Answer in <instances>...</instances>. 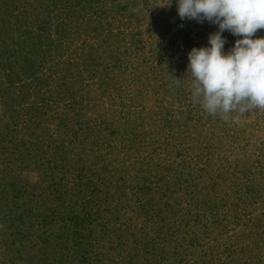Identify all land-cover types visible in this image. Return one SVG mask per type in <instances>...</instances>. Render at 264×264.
<instances>
[{"label": "rangeland", "instance_id": "1", "mask_svg": "<svg viewBox=\"0 0 264 264\" xmlns=\"http://www.w3.org/2000/svg\"><path fill=\"white\" fill-rule=\"evenodd\" d=\"M146 2V25L159 27L163 17L179 24L176 0ZM92 4L0 0V183L8 189L0 193L4 212L10 205L5 197L43 194L46 203L56 207L62 199L68 206L83 191H95L93 197L87 193L81 198L88 199L89 209L94 203L96 211L114 212L118 198L122 207L129 204L127 213L120 207L116 218L111 214L114 231L109 238L102 236L108 243H90L91 251L98 248L101 264H260L255 256L264 258V231L255 217L264 221V109L231 113L238 122L209 115L193 101L179 112L177 104L166 112L168 98L160 101L159 86L167 82L169 71L165 66L153 69L149 52L136 49L140 41L139 46L132 44L138 40L136 24L128 26L122 15L129 12L117 7L109 16L95 17ZM121 4L129 9L131 0ZM117 13L121 18L114 26ZM185 22L190 45L207 46L201 30L211 23ZM97 23H102L99 29ZM110 24L118 43L106 50L98 33ZM257 33L255 37L262 36ZM152 48L157 49L155 44ZM187 64L174 74L187 78ZM191 85L190 78L183 83L186 88ZM127 95L131 103L123 102ZM132 131L140 133L136 142ZM52 170L57 171L56 183H43L40 173ZM195 181L206 186L193 190ZM252 184L260 191L259 200L232 208L234 200H246L248 191L255 194ZM203 187L206 192H201ZM4 212L0 264H51L47 251H37V262L36 250L24 242L22 254L16 251L21 245L15 225L30 229L25 221L31 214L23 212L15 220L13 213ZM123 217L129 232L125 226L119 228ZM148 219L143 230L141 224ZM92 233L101 239L100 227ZM158 235L166 236V242L158 239L161 249L153 242ZM14 239L16 245L11 244ZM115 244L114 251L107 249Z\"/></svg>", "mask_w": 264, "mask_h": 264}, {"label": "trees", "instance_id": "2", "mask_svg": "<svg viewBox=\"0 0 264 264\" xmlns=\"http://www.w3.org/2000/svg\"><path fill=\"white\" fill-rule=\"evenodd\" d=\"M91 1L94 4V8L92 7V9H93L92 13L95 17H106L108 13L109 14L115 13L118 10V8H120V9L123 8L126 12H129V13H123L122 15L125 16L124 22H127L128 26H130L132 23L136 24V26H135L136 32L134 33L135 35L134 34H132V35H134V38L138 39V40L135 42H132V44L134 46H139L138 41H140L141 44L136 49H139L142 52L144 50H147L149 52L150 57H152L151 62L154 61L153 62V69H157L158 71H160V68L162 66H165L167 72L169 71L167 73L168 74L167 77H165L167 82H164V83L160 84V86H159V88L162 89L161 90L162 92L159 93V95H162V98L160 99V101L162 102L163 100L168 98V100H167L168 104L166 103L167 101H165L166 112L170 111V110L167 111V109L169 107H170V109H172V107L175 106L176 104L180 105V106H178L179 107L178 112H179L181 107L193 104L192 98H191V93H190L192 90L191 86L187 87V88L184 87L183 83H184V81H186V78H183L182 76H176L173 72V71L183 69L186 66V63L188 62L187 54L191 51V46L195 47V48H199L201 46V45L197 46V45H193V44L190 45V43H189L190 39L188 38L189 35H188L187 31H185L187 28L186 26H188L187 23L185 22L187 19L183 20V23H180V21H181V19H180V21H177L179 24H176V23H174L173 18L163 17L159 21L160 22L159 27H158L157 23L153 24L152 22H151V25H146L145 24V16H147V9L145 10V8L148 7V3L146 2V0H131V5L129 6L130 7L129 9H127L124 4H121L122 0H120L118 2V5L113 4L114 0H112V1L109 0L108 4L106 2L107 0H91ZM81 2H82V0H81ZM134 2H135V4L133 7L132 3H134ZM93 4H92V6H93ZM104 4H107V5L104 6ZM174 11L177 13L176 9ZM118 12H120V11H118ZM109 14H108V16H109ZM118 17H120V16L117 13L113 18L112 22L114 23V26L116 25L115 22L117 21ZM120 18H119V20H120ZM99 21H101V20H99ZM101 25H102V23H100V24L97 23V26H98L97 28L99 29L101 27ZM111 27H112L111 24L108 26L106 25L103 28V31L100 32V34L98 33V35H101L100 37L102 38V41L105 44V48H106V46H108V48H106V50L110 49L109 48L110 44L116 45L118 43V40H116L117 34H114L112 31H110ZM206 29L203 26V28L201 30V32H202L201 35L206 36L208 39V37L211 33H214L218 30V26L213 25V24H209L206 27ZM262 31L263 32H261V33L259 32L257 34L258 35L261 34L263 36L264 35V29H262ZM103 32H104V34H103ZM129 32H130V29H129ZM207 32H208V34H206ZM199 33H200V31H199ZM222 35L226 39V44L224 46V50L227 49V51L233 46L235 40L239 38V37H233L227 31L222 33ZM255 36H257V35L254 34V38H255ZM154 44L157 47V49L155 48L156 50L152 48V45H154ZM175 55H176V57H175ZM165 56H168L167 62H165L163 64L162 62L165 59V58L163 59V57H165ZM182 72H184V71H182ZM156 75H157V73H156ZM181 75H184V74L181 73ZM159 78H162L164 80V77H162V75H159ZM174 78H176V79L174 80ZM10 82L11 81H9V83ZM10 85H11V83H10ZM166 86L168 87V89L163 91V87H166ZM184 92H186L187 94H184ZM159 95H158V98H159ZM125 97L126 96H123V99L125 100L123 102L131 103L132 100L128 97V95L126 98ZM129 107H131V105H129ZM121 110H122V108H121ZM132 133H137V131L136 132L132 131ZM138 134H140V133L135 134V136L133 137L134 142H136L137 139L139 138ZM244 147L245 146H243V148ZM56 172L57 171L52 170L48 173H44V172L40 173V175H43V183H45V181H47V179L50 180L49 183H56V180L54 179V178H57L55 176ZM64 175H65V173H64ZM243 176H245V175H243ZM245 178L247 181L250 179L248 177H245ZM250 182H251V180H250ZM250 182H245V183H248L247 185H250ZM191 184L192 185H190V187L193 190H196V189L198 190L199 185L206 186L204 183H200L199 181H195ZM215 186L216 185H211V186H209V188L212 187V189H213ZM5 188L7 189V185H5V183H0V193L4 194V192L6 191ZM201 188H202V186L200 187V189ZM44 189H46V187H44ZM53 189H54V187H53ZM250 190H253L252 192H255V194L254 195L249 194L250 191H248L247 192L248 196L246 197V200L242 199L240 197V198L234 200L233 204L232 205L230 204V206L233 208V207L238 206L241 203H245V205H247L251 202H253L255 204V200L256 201L259 200V197L256 194H260V191H257V188H256V186H254V184H252ZM203 191L206 192L205 188L201 192H203ZM87 193H91V195H92L91 197H93L94 196L93 193H95V191H89V192L83 191L82 195L80 196V199H77V200L73 199L71 202H69L68 206H66L65 201H63V199H62V202H60V204H57L56 207L52 206V204L50 205L49 203H46V200H48V199L45 200V196H43V194H40L37 196V195H35L36 193H32L28 197L26 195L24 197H17V195H15L14 197H7V198L5 197V201L7 203H10V205L7 207L5 206L7 209L4 212V210H3L4 205L1 202L0 204H2L3 206L1 207V205H0V213L4 212V215H5V213H11V214L13 213L12 218H15V220L17 219V217L23 216V212H26V213L28 212V214L29 213L31 214L27 217L28 219H26V221H25V222H29L28 227L30 229L27 228V230L25 231L24 229H22L24 227H19L20 226L19 224L15 225L14 233H15V235H17V234L19 235L20 245H21V246L19 245L20 249L16 247V251H17V253H19L18 255L20 256V253L22 254L23 247H24V249H26V246L23 245V242H24V243H26L27 246H29L31 248V250H36L35 254H36L37 262H38V260H40V257H41V255L39 256L38 252H41V253L43 252V254H44V252L47 251L51 255V257H50L52 259L51 264H101V261H103V258H101L95 254V251H96V253H98L97 252L98 248L95 246L94 249H92V251H91L90 243L91 242H93V243L94 242H100L101 244L102 243H108L107 239L102 240V236H103V238H109L110 237L109 234L114 231V225L113 224H116V223H114V219L112 218L111 214H113V216L115 218L117 217V215H115V214L120 209V207H122V202H121V198H118L116 200V201H119V205H118V202H115L116 208L114 209V212L111 208H109V211H102V210H101V212H100V210L96 211V209H99V207L98 206L96 207V205L93 203L94 200L92 198L91 199H92L93 204H90V205H92L91 209L88 208L89 204H87V203L85 204L86 200H88V199H81ZM211 198H213V199L215 198L216 201L218 200L217 197H211ZM22 199H24V200H22ZM210 199H209V201H210ZM252 199L254 201H251ZM32 201H35L36 204H34ZM208 202H207V204H208ZM110 204H112V201L110 202ZM36 205H39V207H38L40 210L39 217H36V212H35ZM128 205L129 204H125L122 208L124 209V208L128 207ZM228 205H227V208H228ZM108 206H111V205H108ZM245 207H248V206H245ZM21 208H23V209H21ZM94 209H95V211L91 213V211ZM18 213L21 215L18 216ZM124 213H127V212H125V209H124L123 214ZM34 214H35V216H34ZM108 215H110V218H105ZM200 216L203 217V219L206 217L205 214H202V213H200ZM201 217H199V218L202 219ZM220 217H222V215ZM224 217L226 218V215H224ZM224 217H222V218H224ZM261 218L262 217H259V219H258L256 216L255 217V221H256L255 224L257 227L261 226L262 231H264L263 230L264 229V221ZM260 219L262 221H260ZM15 220H11L12 225H13V223L15 224V222H14ZM195 220H197V219H195ZM115 221H117V219ZM124 221H125L124 217H123V219L120 218L119 219L120 227H119V225H118V227L122 229V227L125 226L126 232H129V231H127V228H129V227L124 224ZM18 222L21 223V226L24 224L23 219H21ZM35 222H37V223H35ZM145 222L146 223L151 222V219H148V220L144 221L143 224H141V225H143V230H146V223ZM94 223H95V226H94ZM111 226H113V227H111ZM98 227H100V235L99 236L101 237V239H98V234L92 233V230L94 228L96 229ZM1 228H5V227L0 226V230H1ZM11 234H13V232ZM262 234H263L262 236H263V241H264V232H262ZM164 237H166V236L158 235V237L153 240V242L156 245H158L160 247V249H161V246H163V245H161V243L158 242V239L160 241H165ZM135 240H136L135 244H139V245L141 244L143 246L141 241H139L138 239H135ZM35 241H36V243H35ZM11 244L16 245L15 239L12 240ZM118 244L121 245L122 243H118ZM123 245H124V247H126V244H123ZM115 246H116V244L115 245H108L107 249L109 251H114ZM143 247H144V249L147 248V246H143ZM41 248L45 249V251H43ZM258 257H259V255H258ZM46 259H48V258H46ZM56 259H57V261H55ZM260 260H262L260 264H263L264 258L263 257L257 258V256H255V261H257L256 263H258ZM38 264H46V263H40L39 262Z\"/></svg>", "mask_w": 264, "mask_h": 264}, {"label": "clouds", "instance_id": "3", "mask_svg": "<svg viewBox=\"0 0 264 264\" xmlns=\"http://www.w3.org/2000/svg\"><path fill=\"white\" fill-rule=\"evenodd\" d=\"M176 10L181 20L218 26L207 46L187 54L193 103L233 122L231 113L264 109V36L254 38L264 29V0H176ZM225 31L239 37L227 52Z\"/></svg>", "mask_w": 264, "mask_h": 264}]
</instances>
